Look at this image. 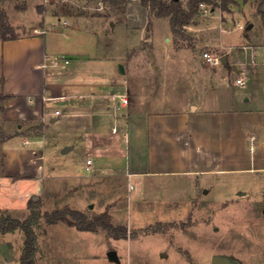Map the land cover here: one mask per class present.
Returning a JSON list of instances; mask_svg holds the SVG:
<instances>
[{
    "label": "rangeland",
    "instance_id": "rangeland-1",
    "mask_svg": "<svg viewBox=\"0 0 264 264\" xmlns=\"http://www.w3.org/2000/svg\"><path fill=\"white\" fill-rule=\"evenodd\" d=\"M212 1L215 4L199 6L198 15L182 30L183 37L172 32L170 18L158 19L141 0L120 5L103 0L91 5L89 0H0V12L16 36L48 31L53 48L85 59L84 67L93 76L99 74L93 69L110 66L108 87L102 89L107 96L127 94L130 113L142 100L149 106L161 104L157 112H178L185 101L166 93L169 86L163 83L169 79L213 76L219 67L213 77L230 84L229 77L221 75L223 58H227L230 79L244 78L249 67L246 87L264 111V28L257 5L239 3L223 11L220 0ZM189 2L179 0L185 10ZM68 12L81 16L79 22L66 16ZM253 22L255 29L247 43L244 32ZM241 26L243 31L238 30ZM242 44L249 52H258L255 64L252 56L242 55V49H233ZM205 54L221 58V64L212 65ZM184 61L191 65L188 69L182 67ZM119 64L123 75L116 67ZM78 162L80 180H47L42 195L32 205L30 200L28 210L18 204L3 210L20 220L28 219L31 212L40 214L34 225L36 264H211L218 254L241 264H264V196L248 192L251 176L192 183L196 190L181 181L172 189L176 183L161 178L152 183L156 194L144 195L131 190L125 174L111 171L95 176L81 166L85 160ZM66 209L79 211L90 221L99 219L96 230L82 231L69 221H46V213ZM24 238L21 230L0 236V264H20ZM110 251L117 252L118 261L109 258Z\"/></svg>",
    "mask_w": 264,
    "mask_h": 264
},
{
    "label": "crops",
    "instance_id": "crops-1",
    "mask_svg": "<svg viewBox=\"0 0 264 264\" xmlns=\"http://www.w3.org/2000/svg\"><path fill=\"white\" fill-rule=\"evenodd\" d=\"M89 1L91 5L94 0ZM66 16L77 22L81 17ZM255 25L246 27L247 43ZM47 32L0 39V211L15 204L28 210L47 180H80L79 159L85 160V170L92 160L95 176L125 174L131 190L144 195L156 194L152 183L161 178L175 182L174 189L180 181L191 187L248 175V192L264 196V111L246 87L249 67L239 78L242 84L230 79L228 61L220 69L230 84L213 77L219 67L213 76L169 79L163 83L169 86L166 93L185 101L178 112H157L161 104L149 106L142 100L130 113L127 94L114 93L129 99L117 107L113 94L107 96L102 89L108 87L110 66L93 69L99 72L93 76L84 67L85 59L57 52ZM243 46L233 49H242L255 64L258 52ZM55 56L70 63L56 67ZM186 62L182 67L188 69Z\"/></svg>",
    "mask_w": 264,
    "mask_h": 264
},
{
    "label": "trees",
    "instance_id": "trees-1",
    "mask_svg": "<svg viewBox=\"0 0 264 264\" xmlns=\"http://www.w3.org/2000/svg\"><path fill=\"white\" fill-rule=\"evenodd\" d=\"M103 1L112 5H120L125 2V0ZM141 1L144 6L150 7V9L155 13L156 17L170 18L172 32L181 37L184 35L182 30L189 25L194 17L198 15L199 6L201 4H215L212 0H190L189 9L185 10L181 3H179V0H173L170 4H167L162 0ZM253 1L257 5V15L264 25V0H220L218 5L220 6L221 10L226 11L230 5H237L239 3L247 4ZM18 38L20 37L13 34V30L7 24L5 15L0 12V39L7 41ZM33 202L35 203V201H31L30 205H32ZM29 208L34 211L32 206H29ZM39 218V213L31 212V215L28 219L20 220L6 214L4 211H0V236L17 230H21L24 233V247L20 258V264H36L38 239L34 230V225L38 222ZM45 218L49 224H56L60 221H69L71 225L78 227V229L82 231L96 230L99 222V219L90 221L85 214L70 209L46 213ZM107 228H109L111 231L114 230L112 225H108Z\"/></svg>",
    "mask_w": 264,
    "mask_h": 264
},
{
    "label": "built area",
    "instance_id": "built-area-1",
    "mask_svg": "<svg viewBox=\"0 0 264 264\" xmlns=\"http://www.w3.org/2000/svg\"><path fill=\"white\" fill-rule=\"evenodd\" d=\"M205 58L212 64V65H220L221 64V58L219 57H211L209 54H205ZM264 60V59H263ZM54 66H62L65 67V65H68L70 61L66 59L63 56H55L52 59ZM237 83L242 84V80H237ZM113 102L116 103L117 107L120 106H126L129 103V99L126 95H119V94H113L110 96ZM87 171H90V166L92 165V160H88L87 162Z\"/></svg>",
    "mask_w": 264,
    "mask_h": 264
},
{
    "label": "water",
    "instance_id": "water-1",
    "mask_svg": "<svg viewBox=\"0 0 264 264\" xmlns=\"http://www.w3.org/2000/svg\"><path fill=\"white\" fill-rule=\"evenodd\" d=\"M252 25L248 26V29H251ZM222 63L224 65L227 64V58L222 59ZM119 70L121 73H124V67L122 65L119 66ZM93 206H91L92 208ZM108 256L113 261H118V256L116 251H110L108 253ZM211 264H241V262L238 259H235L231 256L225 255V254H218L214 255L211 259Z\"/></svg>",
    "mask_w": 264,
    "mask_h": 264
}]
</instances>
